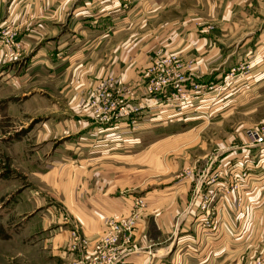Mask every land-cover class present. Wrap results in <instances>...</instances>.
Instances as JSON below:
<instances>
[{"label": "crops", "instance_id": "1", "mask_svg": "<svg viewBox=\"0 0 264 264\" xmlns=\"http://www.w3.org/2000/svg\"><path fill=\"white\" fill-rule=\"evenodd\" d=\"M174 1L0 0V25L13 21L21 28L20 42L30 48L26 71H35L36 77L53 85L61 97L72 95L75 99L70 103L77 110L73 115L78 111L84 114L86 109L78 97L79 79L95 74L94 47L112 41L122 46L119 71L122 68L125 75L137 76L143 48L135 47L130 55L136 70L130 67L126 71V47L135 40L110 34L143 28L144 15H150L152 29L159 32L156 15L160 7ZM163 27L160 32L166 30V42L162 47L171 53L168 61H177L180 66L184 79L179 85L184 92L169 86L167 99L159 94L150 96L148 113L139 125L128 127L124 117L117 124L89 126L85 134L69 146L60 145L51 155L56 165L85 157L112 160L135 156L142 162L159 152L162 157L182 152L184 159L164 158L161 167L150 166L148 172L139 171L140 175L136 170L119 169L129 176L104 178V185L109 182L107 190L95 191L92 199L77 201L73 197L72 211L83 221L91 248L104 234L109 218L130 214L135 196L116 191L132 187L143 195L147 203L138 217L134 251L117 264H240L245 255L264 256V147L250 143L244 135L239 143V135L234 133L215 140L213 156L208 155L212 147L206 137L194 134L192 138H199L201 150L198 159L192 157L191 149L196 146L190 143L183 149L174 144L163 146L173 135L183 137L167 132L169 125L201 119L194 117L193 111L200 113L211 104L218 108L229 102L234 107L240 100L251 101L264 93V0H198V10H188L186 20L168 21ZM157 35L151 38L152 49L159 43ZM138 45L142 46V40L134 46ZM67 79L69 84H65ZM193 82L200 85L199 91L192 88ZM203 91L210 92L199 96ZM59 114L63 113L54 117L57 132L62 131L63 117ZM196 160L201 164H194ZM180 163L188 168L183 173H177ZM108 164H104L103 173L107 169L116 172V166ZM240 171L246 176L234 189ZM64 240L54 242L57 249L61 247V258L68 239Z\"/></svg>", "mask_w": 264, "mask_h": 264}, {"label": "rangeland", "instance_id": "2", "mask_svg": "<svg viewBox=\"0 0 264 264\" xmlns=\"http://www.w3.org/2000/svg\"><path fill=\"white\" fill-rule=\"evenodd\" d=\"M188 10L197 11L198 0H175L160 7L156 15L157 22L159 21L157 25L160 24L159 32L152 29L154 22L150 15H144L143 28L136 30L130 27L119 35L117 31L115 35L110 34L114 38L124 35L128 40H135L126 47V71L130 67L135 69L130 60L134 48H143V63H139L137 67V76L125 75L122 68L119 71V61H123L120 54H124L122 46L114 45V41L110 45H96L95 74L79 79V103L86 110L84 114L78 111L74 115L77 110L71 106L70 102L75 99L72 95L65 94L61 97L51 87L53 85L36 77L35 71H26L25 62L30 48L24 47L20 42L21 28L13 21L0 25V264H91L90 259L97 254L95 245L102 235L90 248V242L83 230L85 225L72 211L73 197L77 201L92 199L95 191L100 194L107 190L109 182L107 180L104 185V178L121 179L129 176L119 169H132L139 174L141 171L148 172L150 166L161 167V160L164 158L183 161L185 155L182 152H169L163 157V153L159 152L146 156L142 162L135 156L112 157V160L111 157H85L56 165V159L51 154L60 145L69 146L92 125L117 124L124 117H127L128 127L139 125L149 110L147 103L150 96L159 94L164 99L170 96L171 93H167L165 88L152 86L153 78L170 67L183 77L178 71V62L173 61V64L168 61V54L171 53L165 51V46L162 47L163 42H166V30L160 31L168 21L186 20ZM156 33L159 43L152 49L151 38H156ZM141 40L143 47L134 46ZM38 47L39 45L36 46ZM69 83L70 79H67L65 84ZM209 92L203 91L199 96ZM31 102L35 103L29 106ZM125 107L128 112L118 117L117 113H121V108ZM60 112L63 113L59 114L63 117L62 131L57 132L54 117ZM192 114L201 119L169 125L167 132L183 137L173 135L163 146L169 148L174 144L175 147L183 149V146L190 143L191 147L196 146L191 149V155L198 159L201 150L198 147L199 138H192L194 134L206 137L208 145L212 147L208 150V155L215 152V140L225 139L231 133L239 135V143L243 135L245 138L248 136L251 143L249 130L264 121V93H258L251 101L240 100L234 107L230 102L218 108L211 104V107L202 112L193 111ZM250 121L255 124L248 125ZM189 130H192L191 133ZM106 162H112L116 166V172L107 169L103 173ZM109 164L107 167H110ZM194 164L199 165L201 162L196 160ZM94 166L98 168L95 172ZM179 168L177 173H183L186 166L182 168L180 163ZM145 175L148 174H144V177ZM134 176L135 174L131 175L132 178ZM61 179L62 184L59 182ZM155 180L158 181V178ZM116 192L119 195L127 194L131 198L143 197L132 187ZM87 205L93 208L92 204ZM118 217L109 218L106 225ZM134 237L129 243L118 241L115 257L119 261L134 251ZM64 239H68L67 247L63 248L61 258V247L57 249L54 242ZM106 253L108 254L107 251ZM240 264H264V256L249 258V255H245Z\"/></svg>", "mask_w": 264, "mask_h": 264}, {"label": "built area", "instance_id": "3", "mask_svg": "<svg viewBox=\"0 0 264 264\" xmlns=\"http://www.w3.org/2000/svg\"><path fill=\"white\" fill-rule=\"evenodd\" d=\"M183 79L184 77H180L178 73H176L174 70H172V67H170V69H166V72L161 73L153 78L152 86L166 89L169 86L175 85L177 92L183 93L184 91L179 85ZM191 85L195 91H199L201 88L196 82H193ZM171 96L174 97L175 95L173 94ZM184 97H186V95ZM121 111L123 113H117L118 117L127 113L128 109L126 107L121 108ZM131 112L132 109H130V113ZM249 138L252 143L264 147V121L249 130ZM245 176L246 173L243 171L236 173L235 181L232 185L234 189L239 188L242 182L241 178H245ZM146 203L147 202L144 197H135L130 205L131 211L129 215L120 216L117 219H113L109 222V224L106 226L104 234L95 245L94 250L97 251V254L94 255L92 259H90L91 264H117L119 262L118 258L115 257V246L119 240H122L124 243H129L131 238L135 236L138 217L140 212L145 208ZM105 250L108 252V254Z\"/></svg>", "mask_w": 264, "mask_h": 264}]
</instances>
